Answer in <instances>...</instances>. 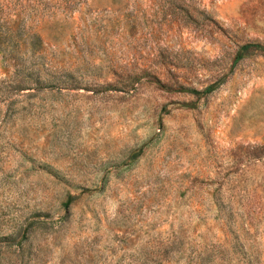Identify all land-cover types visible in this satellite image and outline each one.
Segmentation results:
<instances>
[{
    "label": "rangeland",
    "instance_id": "1",
    "mask_svg": "<svg viewBox=\"0 0 264 264\" xmlns=\"http://www.w3.org/2000/svg\"><path fill=\"white\" fill-rule=\"evenodd\" d=\"M0 264H264V0H0Z\"/></svg>",
    "mask_w": 264,
    "mask_h": 264
},
{
    "label": "trees",
    "instance_id": "2",
    "mask_svg": "<svg viewBox=\"0 0 264 264\" xmlns=\"http://www.w3.org/2000/svg\"><path fill=\"white\" fill-rule=\"evenodd\" d=\"M253 46H256V45H254V44H246V45H244L243 47H242V49L243 50H247V49H249L250 47H253ZM212 90V87H209V88H207L206 90H205V93H208V92H210Z\"/></svg>",
    "mask_w": 264,
    "mask_h": 264
}]
</instances>
